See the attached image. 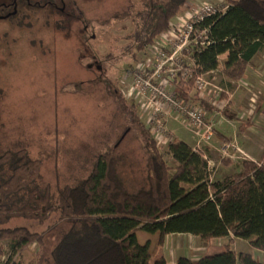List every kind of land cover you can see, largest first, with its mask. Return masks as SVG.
Returning a JSON list of instances; mask_svg holds the SVG:
<instances>
[{"label": "trees", "instance_id": "1", "mask_svg": "<svg viewBox=\"0 0 264 264\" xmlns=\"http://www.w3.org/2000/svg\"><path fill=\"white\" fill-rule=\"evenodd\" d=\"M187 1L134 0L136 8L124 17L136 21V30L128 35L134 42L133 59L145 46L159 41ZM3 2L11 0H0V8ZM224 2L223 12L196 25L205 33L190 46L191 78L186 84L178 78L174 81L176 94L188 101L197 77L218 70L223 79L239 81L264 49V0ZM65 6V1L58 6L52 0H37L34 8L64 13ZM22 9L17 16L5 18H18ZM71 13L74 17L69 18H76V12ZM196 36L193 33L191 41ZM232 105L228 102L223 112H232ZM228 117L237 119L236 114ZM134 118L146 155L141 180L124 177L135 165L130 151L119 148L129 127L114 146L98 155L87 178L55 189L39 184L42 159L31 158L25 149L0 151V264L7 253L21 256L42 241L41 234L28 228L2 225L14 217L42 221L53 213L77 226L64 235L49 264H167L157 254L172 234L228 242L221 253L199 259L180 257L177 264H264L253 253L231 248L232 235H249L250 246L264 252V167L242 160V171L212 180L205 152L183 142L175 144L174 164H169L151 128ZM22 262L20 258L18 264ZM35 264H42L41 259Z\"/></svg>", "mask_w": 264, "mask_h": 264}, {"label": "rangeland", "instance_id": "2", "mask_svg": "<svg viewBox=\"0 0 264 264\" xmlns=\"http://www.w3.org/2000/svg\"><path fill=\"white\" fill-rule=\"evenodd\" d=\"M44 1L48 0H41ZM63 1L66 3L64 13L47 11L48 7L46 10L33 7L27 14L22 11L19 20L0 21V151L25 149L31 158L42 159L39 184L55 189L58 185H75L87 178L98 155L114 146L129 127L130 133L119 142V148L130 151L129 157L132 154L135 165L132 173L124 172V177L141 180L146 155L144 138L134 117L145 121L152 131L153 125L146 120L147 113H134L133 107L142 98L131 95L134 77L130 74L139 67H143L145 75L154 71L152 56L147 57L146 48H165L166 53L171 54L174 49L168 48L170 37L185 22L189 6L214 7L223 12L227 3L224 0H188L154 47L145 46L133 59L134 42L128 35L136 30V21L124 17L132 7L136 8L134 0ZM73 11L76 18H72ZM197 40L190 41L177 53L178 61L173 62L177 67L174 78L168 72L163 75L161 82L169 90L175 86V78H182L184 68L190 69V46ZM263 60L264 55L258 62ZM173 64L168 63L165 69L172 68ZM145 111H150L148 105ZM190 130L198 132L194 127ZM177 142L180 141L172 138L158 141L169 164H174L172 154ZM202 143L205 142L199 144ZM223 143H214L211 151L206 149L215 166L212 180L221 176L222 157H243L235 147H230L225 155ZM230 143L235 146L234 142ZM58 218L56 213L42 221L14 217L2 225L25 227L42 236L40 244H32L21 256L7 253L3 264H18L20 258L22 264H35L38 258L42 264L52 262L57 245L77 226L76 222ZM237 238H232L234 247L239 251L250 250L264 263V252L251 247L249 238ZM200 242L203 241L185 235L168 236L157 257L164 256L167 264H177L181 256L191 259L189 250L193 259H199L221 253L228 243L224 238L203 242V246ZM177 246L182 248L179 250Z\"/></svg>", "mask_w": 264, "mask_h": 264}, {"label": "crops", "instance_id": "3", "mask_svg": "<svg viewBox=\"0 0 264 264\" xmlns=\"http://www.w3.org/2000/svg\"><path fill=\"white\" fill-rule=\"evenodd\" d=\"M262 55H264V49L253 57L245 76L239 81L223 79L217 70H213L205 75L207 86L204 91L197 92L194 88L192 89L190 94L193 97L190 102L199 107L213 125V135L208 142L203 140L202 131H198L197 129L198 132L193 133L190 130L192 127L183 117L167 108L165 119L160 120V122L166 124L165 127L168 129L169 134H171V138L174 141L187 144L193 150L200 148V150L205 152V158H209L206 149L211 151L210 146L214 145V143L234 142L235 147L248 153L255 161H261L264 158V98L260 100L261 97H264V60L261 62H258V60L262 58ZM228 102H232L233 105L231 108L233 111L225 114L223 110ZM201 103L204 105H201ZM142 113H147L144 116L148 121V112L145 111ZM233 114L237 115L236 120H231L228 117ZM201 142L205 143L199 144ZM221 160V176L218 180L233 176L242 171V166L240 165L242 159L240 157L232 155L228 158L222 157ZM174 235H185L199 239V237L190 234H172L170 236ZM237 237L250 238L249 235L231 236L233 239H239ZM202 243L200 242V245ZM181 248L182 246H177V249L180 250ZM231 248L237 252L251 253L250 250L239 251L234 245ZM190 253L189 250L188 256L193 259V255Z\"/></svg>", "mask_w": 264, "mask_h": 264}, {"label": "built area", "instance_id": "4", "mask_svg": "<svg viewBox=\"0 0 264 264\" xmlns=\"http://www.w3.org/2000/svg\"><path fill=\"white\" fill-rule=\"evenodd\" d=\"M217 11L214 7L198 6L196 8L189 6L187 8V14L184 18V21L180 29L176 30L175 33H172L171 41L168 48L174 49L171 51V54L166 53L167 49L155 48H146L147 57L152 56L153 69L152 74L145 75L143 67H139L130 74L134 77V93L131 94L134 98L141 97L140 103L135 104L134 113L140 115L146 109L147 105L150 107L148 112L149 122L153 125V134L157 141L170 140L171 134H169L168 129L165 127V124L160 122L165 116L164 111L171 110L173 113L183 117L187 123L198 131H202V138L204 141L208 142L213 135V125L207 119L205 113L197 106L193 105L190 101L186 100L184 97H179L176 94L175 90H169L163 82H161L163 75L165 73H170L171 77L175 74V68H177L173 62L178 61L176 55L178 52H181L184 48L187 47L188 43L192 40L191 36L193 33H196L197 36L194 38V41L199 40L200 35H204L205 31L197 30L196 25L200 23L205 17L216 14ZM199 36V37H198ZM197 40V41H198ZM151 47H154L151 46ZM146 54V53H145ZM168 63H172L173 67L165 69ZM183 71L181 75V80L184 84L187 83V80L191 78L192 71L188 68ZM173 78H170L173 80ZM176 79V78H175ZM165 81V80H163ZM166 83V81H165ZM167 85V84H166ZM207 80L205 76L201 75L194 80L193 88L197 92H202L206 89ZM191 93V92H190ZM191 96V94H190ZM193 97V96H192ZM190 97V99H192ZM162 114H164L162 116ZM160 116H162L160 118ZM230 147H235L230 142H225L222 144V150L225 155ZM238 151L243 154V157H240L242 160H251L254 161L258 167H263L264 158L261 161H255L250 155L243 152L241 149L235 147ZM209 169L212 170L215 166L213 164V159L208 158Z\"/></svg>", "mask_w": 264, "mask_h": 264}, {"label": "flooded vegetation", "instance_id": "5", "mask_svg": "<svg viewBox=\"0 0 264 264\" xmlns=\"http://www.w3.org/2000/svg\"><path fill=\"white\" fill-rule=\"evenodd\" d=\"M36 1L37 0H11V2H9V3L3 2V3H1V8H0V19L9 21L11 23L12 20L11 21L8 20V17L5 18V16H7V15L11 16L12 15L13 17H15L18 15L19 10L21 8L27 9L24 11V13L27 14L28 9L30 11V9H32L35 6ZM38 1L41 2V0H38ZM56 2L62 3L63 0H56ZM23 10L24 9H22V11ZM17 19L19 20L20 16Z\"/></svg>", "mask_w": 264, "mask_h": 264}]
</instances>
